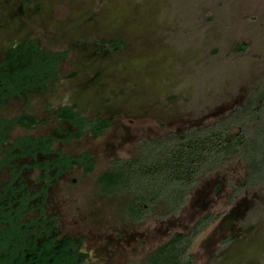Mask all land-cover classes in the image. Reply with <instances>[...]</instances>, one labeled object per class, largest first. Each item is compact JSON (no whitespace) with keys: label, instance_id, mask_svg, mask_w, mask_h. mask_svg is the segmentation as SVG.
<instances>
[{"label":"rangeland","instance_id":"obj_1","mask_svg":"<svg viewBox=\"0 0 264 264\" xmlns=\"http://www.w3.org/2000/svg\"><path fill=\"white\" fill-rule=\"evenodd\" d=\"M116 40L125 47L107 51L103 43ZM31 41L66 54L60 79L45 94L10 102L5 116L27 111L45 121L47 110L76 105L89 118L113 121L98 139L86 135L61 148L71 156L89 152L95 171L75 168L50 190L60 235L82 237L90 264H143L207 215L216 220L193 243L194 264H264V180L250 179L243 157L200 179L178 215L139 226L120 216L122 200L95 192L112 160L229 117L264 83V0H0V60ZM261 131L264 112L248 133L255 139ZM39 174H25L31 190Z\"/></svg>","mask_w":264,"mask_h":264},{"label":"trees","instance_id":"obj_2","mask_svg":"<svg viewBox=\"0 0 264 264\" xmlns=\"http://www.w3.org/2000/svg\"><path fill=\"white\" fill-rule=\"evenodd\" d=\"M109 46L111 51H118L125 43L122 40L113 41ZM240 50H244V47H240ZM23 52L20 66L13 64L12 71L0 70V84L6 90L14 85V81L22 84L21 89L24 92L28 89H43L47 81L57 78L56 67L61 60L59 55H47L40 51L33 52L35 55L27 53L26 50ZM14 93H18L17 90ZM258 101H261V109H264V83L251 92L248 105L236 110L229 117L222 118L204 129H191L147 142L133 157L116 159L111 162L110 169L98 179L99 194L122 200L120 216L125 222L139 226L153 216L165 219L178 215L187 205L200 179L224 167L238 156L250 158V179L264 180L263 177L259 178L264 169L256 165L260 158L264 159V152L259 150L262 145L260 146L259 139H254L256 146L250 145V149L244 133H248L250 125L259 119L255 112V103ZM57 117L79 127V133L73 136L76 139L87 133L97 138L111 126L110 120L88 122L69 108L62 109ZM11 125L33 129L38 122L33 117L23 116L13 120ZM239 128L244 132L240 134L234 131ZM21 151L22 157L35 156L37 152L45 155L51 153L48 146ZM64 158L63 163L67 169L73 165L83 166L88 174L95 169L96 160L89 162V154L80 158ZM215 220V216H205L189 232L176 234L169 242L148 254L143 264H194V258L189 254L192 245ZM9 234L0 248V254H6L3 264H28L25 252H31L30 248L22 251L18 241L14 242ZM74 246L72 243L70 248L73 249ZM70 256L71 258H64L65 264L76 262L74 254Z\"/></svg>","mask_w":264,"mask_h":264},{"label":"flooded vegetation","instance_id":"obj_3","mask_svg":"<svg viewBox=\"0 0 264 264\" xmlns=\"http://www.w3.org/2000/svg\"><path fill=\"white\" fill-rule=\"evenodd\" d=\"M111 42L113 41L103 43V45L107 47V51L117 53L123 48L122 47L118 51H111L109 46ZM24 50L29 54H34L33 52L35 51H40L47 55L57 54L61 60L56 67L57 78L47 81L43 89H28L27 92H24L21 89L22 84L14 81V85L10 86L9 90H6L3 84H0V89H2L0 92V183H2V189H0V248L4 245L5 237L10 233L12 236L10 234L9 236L14 242L18 241L22 251H27L30 248L31 252H25V259L28 264H65L66 260L64 258H71L70 254H74L75 256L76 262L74 264H90L91 257L83 250L84 239L82 237L61 236L57 227V218L49 214V205L51 204L50 190L64 175L70 173L75 168L81 169L85 176L91 175L95 171L94 169L92 173L88 174L85 172L83 166L78 165H73L67 169L63 163L64 157L73 159L89 154L91 157L89 162L95 159L97 165V159L89 152L71 156L64 153L61 148L72 142L80 141L86 135H90L91 138L93 137L91 134L87 133L80 139L73 138V136L79 133V127H74L69 122L60 120L57 117V113L64 108H69L73 109L82 119L91 123L110 120V128L93 139H98L101 135L109 131L113 121L110 118H89L85 116L76 105L61 106L59 108L47 110L45 114L47 118L45 121L38 120L37 116L27 111H24L19 116H5L4 109L10 102L18 99L29 100L33 95L45 94L48 92L51 85L60 79L59 66L66 58V54L64 53H46L38 47L36 41H31L22 46L10 48L4 58L0 60V70L12 71L13 64L20 66L24 56ZM16 90L18 93L15 94L14 92ZM250 97L251 93L248 95L247 100L236 110L248 105ZM255 105L257 106L255 112L259 116L258 121H260L261 113L264 112V109H261V101L256 102ZM23 116L33 117L38 122V125L33 129H25L19 125H11L13 120ZM43 124H51L53 127L48 133L40 136L32 134V132H35ZM238 130L240 134L244 132L240 128ZM244 133L247 138L246 142L248 146H256L254 141L260 139L261 135H264L263 131H261L260 136L256 135L254 140L249 133ZM39 146H48L51 153L45 155L41 152H37L35 156L26 157L20 155L23 149L35 150ZM251 148L250 146V149ZM238 157L247 159L249 164H251L250 158L246 156ZM60 160H62V162ZM115 160L116 159L112 160V162ZM22 162L26 163L21 164ZM32 170H37L40 173L36 179V185L39 187L35 190H31L25 177V174ZM249 173H251L250 170ZM73 182H75V180ZM97 182L98 180L96 181L95 192L100 195ZM72 243L73 245L75 244L73 249L70 248ZM5 257V253L0 254V264L4 263Z\"/></svg>","mask_w":264,"mask_h":264}]
</instances>
